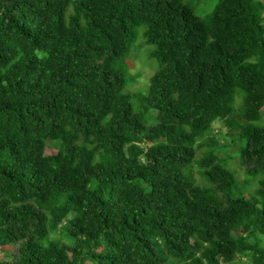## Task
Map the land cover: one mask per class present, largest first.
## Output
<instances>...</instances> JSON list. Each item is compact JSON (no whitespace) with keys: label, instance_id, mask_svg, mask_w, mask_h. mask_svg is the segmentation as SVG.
Masks as SVG:
<instances>
[{"label":"trees","instance_id":"16d2710c","mask_svg":"<svg viewBox=\"0 0 264 264\" xmlns=\"http://www.w3.org/2000/svg\"><path fill=\"white\" fill-rule=\"evenodd\" d=\"M263 7L0 0V264H264Z\"/></svg>","mask_w":264,"mask_h":264},{"label":"rangeland","instance_id":"374dc122","mask_svg":"<svg viewBox=\"0 0 264 264\" xmlns=\"http://www.w3.org/2000/svg\"><path fill=\"white\" fill-rule=\"evenodd\" d=\"M260 2V5L264 6V0H258ZM262 16L264 17V7ZM139 36L135 39L133 42L131 49H130V67L127 69V73L131 75V77L134 79L132 85L134 89L136 90H144L147 89L149 86V78L152 76L153 72L157 69V64L155 59L151 58L149 56V53L151 51L150 46H146L143 43V37H140V35L143 32V27L139 30ZM142 38V39H141ZM131 77L127 75L128 84H130ZM239 122V120H238ZM217 124V123H216ZM254 125H262L264 124V106L261 108V117L257 122H253ZM218 129L216 130L214 136V140L216 144L218 145L219 151L215 152L217 157H220L222 152H226L225 154H232L234 152L235 158L238 160V144L233 150V142L231 137H233L237 130H229L227 129L223 124L220 127L218 124ZM234 138V137H233ZM227 143H231L233 146L230 149H225L224 147H221ZM243 142L240 143L242 145ZM48 153H54L55 151L47 150ZM234 159V157H233ZM230 160V158L226 157L223 158L221 163L226 166L228 169H233L235 178L237 183L242 184L244 181L245 174L244 172L239 168L238 162L235 160ZM239 161V160H238ZM249 186V185H248ZM252 186H249L248 190H251ZM252 191V190H251ZM245 196L247 195L246 191H242ZM264 239V238H263ZM15 251L13 250L12 246H0V259H7L12 260L15 256H13ZM7 255V258L2 257L3 255Z\"/></svg>","mask_w":264,"mask_h":264},{"label":"clouds","instance_id":"9594fccd","mask_svg":"<svg viewBox=\"0 0 264 264\" xmlns=\"http://www.w3.org/2000/svg\"><path fill=\"white\" fill-rule=\"evenodd\" d=\"M139 29H140V28H139ZM138 36H139V31H138V35H137V37H138ZM137 37H136V38H137ZM140 37H141V35H140ZM141 39H142V38H141ZM142 41H143V40H142Z\"/></svg>","mask_w":264,"mask_h":264}]
</instances>
